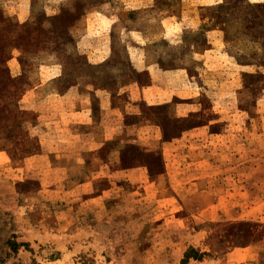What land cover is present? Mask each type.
<instances>
[{
    "label": "rangeland",
    "instance_id": "rangeland-1",
    "mask_svg": "<svg viewBox=\"0 0 264 264\" xmlns=\"http://www.w3.org/2000/svg\"><path fill=\"white\" fill-rule=\"evenodd\" d=\"M191 3L0 0V264H264L243 257L264 248V0ZM133 49L187 70L198 102L172 135L201 129L178 152L171 199L122 182L89 206L41 174L38 104L121 85Z\"/></svg>",
    "mask_w": 264,
    "mask_h": 264
},
{
    "label": "crops",
    "instance_id": "crops-1",
    "mask_svg": "<svg viewBox=\"0 0 264 264\" xmlns=\"http://www.w3.org/2000/svg\"><path fill=\"white\" fill-rule=\"evenodd\" d=\"M220 1L196 0L190 6L199 10ZM133 51L136 75L121 85L56 88L50 93V102L41 99L38 104L36 135L43 148L36 161L52 160L50 169L41 174L63 176L62 181L68 180L67 194L74 193L89 206H104L111 193L101 188L122 182L155 192L157 198L171 199L168 183L184 173L178 152L186 136L201 129L172 135L176 126L169 120L176 124L186 120L198 102L199 94L182 80L188 76L187 70L163 69L159 60ZM80 176L82 180L73 181ZM165 192L169 195L164 197ZM261 253L263 242L245 249L243 257L253 261Z\"/></svg>",
    "mask_w": 264,
    "mask_h": 264
}]
</instances>
